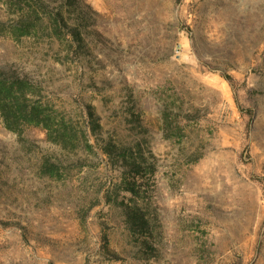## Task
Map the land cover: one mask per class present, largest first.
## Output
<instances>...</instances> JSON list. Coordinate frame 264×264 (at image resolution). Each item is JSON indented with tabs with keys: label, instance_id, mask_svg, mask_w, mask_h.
Listing matches in <instances>:
<instances>
[{
	"label": "rangeland",
	"instance_id": "rangeland-1",
	"mask_svg": "<svg viewBox=\"0 0 264 264\" xmlns=\"http://www.w3.org/2000/svg\"><path fill=\"white\" fill-rule=\"evenodd\" d=\"M84 2L82 42L61 46L16 39L0 0V64L93 144L0 119V264H264V0ZM106 145L139 149L142 173Z\"/></svg>",
	"mask_w": 264,
	"mask_h": 264
},
{
	"label": "trees",
	"instance_id": "trees-1",
	"mask_svg": "<svg viewBox=\"0 0 264 264\" xmlns=\"http://www.w3.org/2000/svg\"><path fill=\"white\" fill-rule=\"evenodd\" d=\"M20 7L21 18L14 27L16 39L31 35L33 29L42 31L49 29L54 34L59 45L68 42H82L81 27L85 22L84 0H13ZM23 3V4H21ZM73 8L78 12L76 23L69 24L68 17ZM44 29V30H43ZM49 32V33H50ZM72 38V39H71ZM71 44V43H70ZM80 45V44H79ZM69 56L66 52L65 57ZM89 118L93 117L88 112ZM0 119L9 132L16 134L19 139L26 128L34 127L43 130L46 139L67 150L83 147L93 151V144L86 129L75 126L67 117L65 111L56 107L50 101H44L40 83L34 81L28 73L21 72L13 64H0ZM91 132L97 135L101 129L100 124L92 120ZM109 156L117 153V158L134 173H142L145 158L139 149L134 156L131 149L106 145L103 148ZM55 163H45V167L53 168ZM128 190L134 191L132 186ZM134 225L146 226V220L136 210L132 209Z\"/></svg>",
	"mask_w": 264,
	"mask_h": 264
}]
</instances>
